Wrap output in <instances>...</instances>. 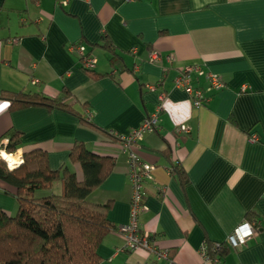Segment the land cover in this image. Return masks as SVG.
<instances>
[{"label":"crops","instance_id":"obj_1","mask_svg":"<svg viewBox=\"0 0 264 264\" xmlns=\"http://www.w3.org/2000/svg\"><path fill=\"white\" fill-rule=\"evenodd\" d=\"M76 42L96 60L93 76L69 49ZM154 52L159 57L151 60ZM187 66L223 83L215 90L204 75L191 74L204 96L200 107L174 84ZM62 89L95 127L61 109L11 110L0 99V147L5 132L18 131L17 153L41 148L52 170L68 162L76 141L112 157L113 170L88 199L112 202L114 226L128 221L131 186L127 156L112 132L139 127L166 93L157 128L132 147L154 166L144 181L139 227L166 257L144 248L117 252L125 238L112 230L97 248L101 264H212L199 254L205 239L225 243L217 264H264V0H0V92L55 97ZM180 123L188 132L175 131ZM174 165L184 170L185 186ZM71 169L81 176L78 165ZM5 190L15 189L0 182V208L10 211L16 203ZM61 190L56 181L46 191ZM244 221L257 231L232 247L226 238Z\"/></svg>","mask_w":264,"mask_h":264},{"label":"trees","instance_id":"obj_2","mask_svg":"<svg viewBox=\"0 0 264 264\" xmlns=\"http://www.w3.org/2000/svg\"><path fill=\"white\" fill-rule=\"evenodd\" d=\"M103 39V46L114 52L105 36ZM81 68L94 75L93 69ZM71 98L67 89L55 97L30 91L0 92V99L9 101L11 110L31 106L61 109L95 127L74 108ZM2 137L8 138L6 152H15L21 145L18 131L8 130ZM22 157L23 162L14 169H8L0 159V182L15 189L13 193L4 192L11 193L17 206L13 215L0 208V264H101L97 248L117 226L108 218L112 202H91L88 195L111 173L113 158L94 153L80 141L73 143L68 162L56 170L50 169L47 152L41 148L23 151ZM72 164L78 165L81 176L71 169ZM173 170L185 186L188 179L184 170L175 165ZM56 181L61 183L60 193L35 196L37 190H49ZM246 215L248 220L253 216ZM253 228L257 231L258 226ZM204 241L211 257H217L219 263L228 252L225 243L212 250L214 242Z\"/></svg>","mask_w":264,"mask_h":264},{"label":"built area","instance_id":"obj_3","mask_svg":"<svg viewBox=\"0 0 264 264\" xmlns=\"http://www.w3.org/2000/svg\"><path fill=\"white\" fill-rule=\"evenodd\" d=\"M69 49L77 54L81 66L84 69H93L96 64L95 58L87 53L86 47L81 42H76L69 45ZM159 55L154 52L151 54L150 59L157 58ZM197 73L198 75H204L208 80L211 88L218 90L223 87V83L217 74L211 72H205L199 66H187L181 69V73L174 79V84L177 87H182L186 90L190 96L191 105L193 107H200L203 105L204 96L200 89H195L191 84V74ZM36 82V80H34ZM166 98V93L161 91L158 95L159 104L157 110L154 113L146 116L141 125L135 129L130 130L126 134H119L112 132L122 145V151L127 156V177L131 186V196L129 200V217L128 221L124 224L118 225L116 231L124 236V244L117 248V252L132 251L139 248L147 249L148 251L156 254L158 257H166L165 251H160L153 244L150 235L147 232L141 231L139 227V217L141 213L147 210L145 204V188L144 181L150 177L151 171L154 166L138 157V155L132 149L134 143L141 140L143 134L148 131L156 129L158 126V112L163 108V101ZM175 131L178 133L188 132V127L180 123L175 126ZM252 140H256V136H252ZM7 143H1L0 158L5 162L8 169H14L23 162L21 153L6 152L5 146ZM5 152L7 156L15 157V161H9L1 156ZM16 162V163H13ZM255 234L253 224L248 221L240 223L226 238V242L232 247H239L245 243L249 238ZM220 248V242H214L212 250H218ZM199 254L204 261L218 262L217 257H211L206 241L201 243L199 247Z\"/></svg>","mask_w":264,"mask_h":264},{"label":"rangeland","instance_id":"obj_4","mask_svg":"<svg viewBox=\"0 0 264 264\" xmlns=\"http://www.w3.org/2000/svg\"><path fill=\"white\" fill-rule=\"evenodd\" d=\"M0 159H1V158H0ZM1 160H2V159H1ZM46 194H48V192H47L46 190H37V191L35 192V196H36V197H39V196H46ZM13 199H14V197H13ZM14 202H15V199H14ZM15 208H17L16 205L14 206V209H12V210H10V211H6V212L9 213L10 215H13V214H15V212H16Z\"/></svg>","mask_w":264,"mask_h":264},{"label":"bare ground","instance_id":"obj_5","mask_svg":"<svg viewBox=\"0 0 264 264\" xmlns=\"http://www.w3.org/2000/svg\"><path fill=\"white\" fill-rule=\"evenodd\" d=\"M1 156H2L3 158H5V159L9 160V161H15V157H12V158H11V156H7L5 152H3V153L1 154ZM13 163H16V162H13Z\"/></svg>","mask_w":264,"mask_h":264},{"label":"snow or ice","instance_id":"obj_6","mask_svg":"<svg viewBox=\"0 0 264 264\" xmlns=\"http://www.w3.org/2000/svg\"><path fill=\"white\" fill-rule=\"evenodd\" d=\"M5 107L4 105H0V108Z\"/></svg>","mask_w":264,"mask_h":264}]
</instances>
